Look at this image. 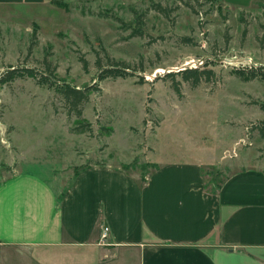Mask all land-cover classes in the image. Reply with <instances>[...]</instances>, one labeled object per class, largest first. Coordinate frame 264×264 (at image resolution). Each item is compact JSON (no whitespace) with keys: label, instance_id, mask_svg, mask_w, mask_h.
<instances>
[{"label":"rangeland","instance_id":"obj_1","mask_svg":"<svg viewBox=\"0 0 264 264\" xmlns=\"http://www.w3.org/2000/svg\"><path fill=\"white\" fill-rule=\"evenodd\" d=\"M63 1L0 12V75L31 66L90 85L89 99L80 118L36 76L0 83V181L31 171L65 186L97 162L143 178L198 159L208 183L264 164V0L241 10L222 0ZM102 66L126 72L100 78ZM187 66L212 71L194 82L178 71ZM122 250L107 264H136Z\"/></svg>","mask_w":264,"mask_h":264},{"label":"crops","instance_id":"obj_2","mask_svg":"<svg viewBox=\"0 0 264 264\" xmlns=\"http://www.w3.org/2000/svg\"><path fill=\"white\" fill-rule=\"evenodd\" d=\"M222 1L241 10L259 0ZM47 3L0 0V12ZM195 160L160 163L145 179L106 162L78 169L65 186L31 171L4 178L0 264H83L74 253L107 264L119 248L136 264H264V164L207 183Z\"/></svg>","mask_w":264,"mask_h":264},{"label":"trees","instance_id":"obj_3","mask_svg":"<svg viewBox=\"0 0 264 264\" xmlns=\"http://www.w3.org/2000/svg\"><path fill=\"white\" fill-rule=\"evenodd\" d=\"M54 2L58 3L59 5H62L67 8V6L64 4L63 0H53ZM154 7L162 12H167V8L163 6L161 3H157L154 5ZM117 68V69H113ZM126 67H105L102 66L101 70L99 72L100 78L106 77L107 75H120L125 73ZM178 71L182 74L184 79H193L194 82H197L199 78L203 75H206V73H211V68H201L199 66L195 67H185L181 68ZM40 72V73H39ZM31 66H11L6 68V70L3 72V74L0 75V83L8 82L13 79H15L18 76H25V75H31L38 77V81L41 83H48L49 85H52L56 88V90L61 94L62 98L64 99L65 106L67 107V110L69 112L76 113L78 117L83 116L84 111V105L86 101L89 99V93L90 89L92 88L90 85L86 86H78L70 81L63 80L60 81V79H52L51 76L45 72V71H39ZM172 71H169L171 73ZM239 74L248 79L250 75L254 76L255 71L252 70V74H246L245 70L239 69L237 70ZM251 77V76H250ZM261 106L264 109V101L261 102ZM77 117V118H78ZM79 118V121L77 123V130H86L87 125L90 126L89 121H84ZM262 133L264 135V127H261ZM129 164L124 165V169L128 170ZM88 165H84L81 168H84ZM157 166V165H156ZM80 170V169H79ZM77 170V171H79ZM129 171V170H128ZM217 179L218 176L216 177ZM145 179V177H143Z\"/></svg>","mask_w":264,"mask_h":264},{"label":"built area","instance_id":"obj_4","mask_svg":"<svg viewBox=\"0 0 264 264\" xmlns=\"http://www.w3.org/2000/svg\"><path fill=\"white\" fill-rule=\"evenodd\" d=\"M109 235H110V226L108 224H104L102 226L100 242L107 243Z\"/></svg>","mask_w":264,"mask_h":264}]
</instances>
